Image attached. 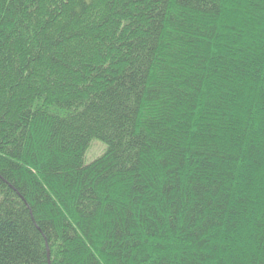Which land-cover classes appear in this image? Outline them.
<instances>
[{
  "label": "trees",
  "instance_id": "16d2710c",
  "mask_svg": "<svg viewBox=\"0 0 264 264\" xmlns=\"http://www.w3.org/2000/svg\"><path fill=\"white\" fill-rule=\"evenodd\" d=\"M0 264H264V0H0Z\"/></svg>",
  "mask_w": 264,
  "mask_h": 264
},
{
  "label": "rangeland",
  "instance_id": "374dc122",
  "mask_svg": "<svg viewBox=\"0 0 264 264\" xmlns=\"http://www.w3.org/2000/svg\"><path fill=\"white\" fill-rule=\"evenodd\" d=\"M106 146L104 143L100 140H94L92 141L89 150L86 153L85 156V163H91L95 159H97L100 155L103 154L105 151Z\"/></svg>",
  "mask_w": 264,
  "mask_h": 264
}]
</instances>
